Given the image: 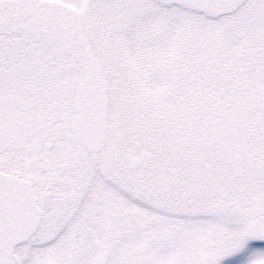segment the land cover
<instances>
[{
  "label": "snow or ice",
  "instance_id": "obj_1",
  "mask_svg": "<svg viewBox=\"0 0 264 264\" xmlns=\"http://www.w3.org/2000/svg\"><path fill=\"white\" fill-rule=\"evenodd\" d=\"M0 264H264V0H0Z\"/></svg>",
  "mask_w": 264,
  "mask_h": 264
}]
</instances>
